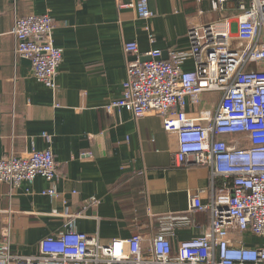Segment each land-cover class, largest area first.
I'll list each match as a JSON object with an SVG mask.
<instances>
[{"label":"crops","instance_id":"1","mask_svg":"<svg viewBox=\"0 0 264 264\" xmlns=\"http://www.w3.org/2000/svg\"><path fill=\"white\" fill-rule=\"evenodd\" d=\"M118 1L0 0V160L50 148L57 163L52 183L38 176L12 191L0 183V242L9 229L13 253L35 255L40 240L65 231L70 220L73 230L97 234L104 245L133 235L147 244L174 226V249L208 227L206 213H187L194 194L204 205L211 202L208 171L175 166L177 137L164 131L159 117L135 120L126 110L108 113L105 107L120 99L126 64L134 59L125 46L136 45L142 60L155 50L165 61L173 52L188 53L192 25L213 23L221 30L228 18L235 30V0L221 9L217 0H148L154 18L146 20L131 9L118 10ZM31 15L54 20V46L63 54L56 91L34 79L29 60L13 55L14 19ZM181 68L191 72L193 60ZM219 97L204 94L197 111L213 110ZM185 110L196 112L188 105ZM50 188L56 199L42 194ZM91 199L98 203L84 210ZM183 216L189 227L179 224Z\"/></svg>","mask_w":264,"mask_h":264},{"label":"built area","instance_id":"2","mask_svg":"<svg viewBox=\"0 0 264 264\" xmlns=\"http://www.w3.org/2000/svg\"><path fill=\"white\" fill-rule=\"evenodd\" d=\"M128 1L119 0L118 10L131 9L144 20L154 18L148 0ZM226 1L217 0L218 8ZM234 8V31L228 18L221 30L213 23L192 25L187 31L190 51L173 52L167 61L159 50L142 60L136 45L125 46L134 59L126 64L120 99L105 107L108 113L126 110L135 120L159 117L164 131L177 137L175 166L208 171L214 190L211 202L204 205L194 194L187 212L206 213L208 227L174 249L169 239L174 226L163 228L147 244L133 235L104 245L97 234L90 237L73 230L70 220L65 231L41 239L32 256L13 253L5 229L0 264H264V0H235ZM53 29L48 15L17 17L10 36L15 59L29 60L34 79L56 91L63 54L54 46ZM190 59L194 69L185 72L181 66ZM208 93L220 96L215 108L197 111ZM187 105L196 112L187 113ZM42 138L51 141L45 133ZM56 174L50 148L0 160V183L10 191L22 183L31 185L38 176L52 183ZM42 194L59 196L54 188ZM97 203L91 199L83 209ZM177 220L181 226L191 225L188 216ZM253 238L261 242H249Z\"/></svg>","mask_w":264,"mask_h":264},{"label":"rangeland","instance_id":"3","mask_svg":"<svg viewBox=\"0 0 264 264\" xmlns=\"http://www.w3.org/2000/svg\"><path fill=\"white\" fill-rule=\"evenodd\" d=\"M236 237H237V236H236ZM236 237H235V238H236ZM249 242H251V243H260L261 240L258 239V238H253V239H250Z\"/></svg>","mask_w":264,"mask_h":264}]
</instances>
